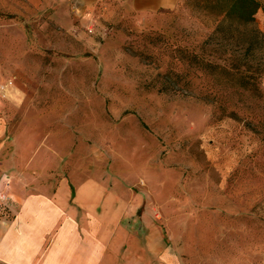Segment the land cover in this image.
Instances as JSON below:
<instances>
[{"label": "rangeland", "instance_id": "374dc122", "mask_svg": "<svg viewBox=\"0 0 264 264\" xmlns=\"http://www.w3.org/2000/svg\"><path fill=\"white\" fill-rule=\"evenodd\" d=\"M119 1L75 9L71 29L0 0V173L33 191L105 178L142 194L184 264H264V76L242 91L207 65L229 66L230 46L187 0L157 15ZM257 1L242 42L264 33Z\"/></svg>", "mask_w": 264, "mask_h": 264}, {"label": "crops", "instance_id": "0c3cea01", "mask_svg": "<svg viewBox=\"0 0 264 264\" xmlns=\"http://www.w3.org/2000/svg\"><path fill=\"white\" fill-rule=\"evenodd\" d=\"M25 1L53 11L56 21L71 29L74 17H83L75 9L90 15L101 3ZM119 2L127 13L157 15L174 10L180 0ZM3 175L11 179V195L9 215L0 216V264H184L154 211L143 206L142 194L134 190L113 189L102 177L70 176L55 178L52 189L33 191L20 183L30 175L14 177L1 170L0 185Z\"/></svg>", "mask_w": 264, "mask_h": 264}, {"label": "trees", "instance_id": "16d2710c", "mask_svg": "<svg viewBox=\"0 0 264 264\" xmlns=\"http://www.w3.org/2000/svg\"><path fill=\"white\" fill-rule=\"evenodd\" d=\"M187 3L193 9L213 16L216 20L213 36L222 35V40L230 46L229 66L217 62H208L207 65L224 71L238 85L239 90L246 91L257 86L264 76V69L260 62L254 65L257 60L255 54L264 42V33L254 30V34L249 39H243V42L237 35H241V29H253L261 3L257 0H187Z\"/></svg>", "mask_w": 264, "mask_h": 264}, {"label": "built area", "instance_id": "2783aa9c", "mask_svg": "<svg viewBox=\"0 0 264 264\" xmlns=\"http://www.w3.org/2000/svg\"><path fill=\"white\" fill-rule=\"evenodd\" d=\"M11 179L7 175H3L0 185V216L9 215L8 201L10 200Z\"/></svg>", "mask_w": 264, "mask_h": 264}]
</instances>
